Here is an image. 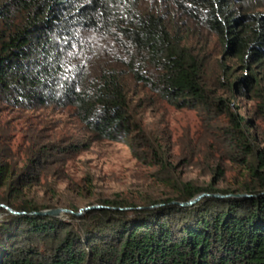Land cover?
Listing matches in <instances>:
<instances>
[{
	"label": "trees",
	"instance_id": "1",
	"mask_svg": "<svg viewBox=\"0 0 264 264\" xmlns=\"http://www.w3.org/2000/svg\"><path fill=\"white\" fill-rule=\"evenodd\" d=\"M160 1L215 35L238 71L225 61L219 74L208 71L164 12L141 10L139 0H0V116L69 108L89 139L123 140L135 158L156 165L153 176L167 190L98 198L89 206L102 208L69 220L35 214L58 206L34 203L27 192L62 176L66 159L88 142L38 132L14 151L0 121V204L19 212L0 206V264H264V130L235 102L247 94L255 116L264 110V0ZM131 86L197 110L201 134L186 155L212 162L217 181L221 159L234 163L237 184L184 180L139 117Z\"/></svg>",
	"mask_w": 264,
	"mask_h": 264
},
{
	"label": "rangeland",
	"instance_id": "2",
	"mask_svg": "<svg viewBox=\"0 0 264 264\" xmlns=\"http://www.w3.org/2000/svg\"><path fill=\"white\" fill-rule=\"evenodd\" d=\"M138 4L141 10L164 12L170 30L182 33L187 43L201 52L208 71L217 74L219 61H225L231 72L238 71L234 58L224 57L216 36L196 26L174 7L160 0H139ZM130 92L135 93L132 97L147 131L162 139L168 156L184 180L194 179L204 185L215 183L223 188L237 184L242 172L234 163L221 159L225 174L224 179L217 181L211 170L213 165L209 164L212 162H206L202 155L193 158L186 155L201 134L197 110L176 108L139 87L131 86ZM235 102L242 115L252 118L257 129L264 130V110L255 116V99L247 94H239ZM258 115L261 119H258ZM0 121L10 126V143L14 151H22L29 143V136L38 132L47 138L56 136L66 137L68 141L88 142L66 159L62 176H49L27 192L26 197L34 203L82 209L96 203L98 198L121 195L138 200L145 196L164 197L167 193L166 188L153 176L156 165L135 158L123 140L89 139V134L69 108L7 109L1 112ZM67 214L63 212L58 217L69 220ZM2 216L0 213V220Z\"/></svg>",
	"mask_w": 264,
	"mask_h": 264
},
{
	"label": "water",
	"instance_id": "3",
	"mask_svg": "<svg viewBox=\"0 0 264 264\" xmlns=\"http://www.w3.org/2000/svg\"><path fill=\"white\" fill-rule=\"evenodd\" d=\"M204 195H205L204 193H201V194L193 197L191 200H189L187 202H184V203H181V204L182 205H191V204L195 203L197 200H199ZM216 196H222V195L221 194H216ZM230 196L246 197L247 195L246 194H230ZM0 206H3L4 208L8 209V211L13 213V214H19V212L13 210L12 208H10V207H8L6 205L0 204ZM93 208H102V206H100V205L88 206V207L80 209L78 212H74V211H72L70 209H67V208L58 207V208H53V209H44V210H40V211L33 212V213L38 214V215H49V216L58 217V216H61V214L63 212L72 213V214H75V215H81L85 211L93 209Z\"/></svg>",
	"mask_w": 264,
	"mask_h": 264
}]
</instances>
